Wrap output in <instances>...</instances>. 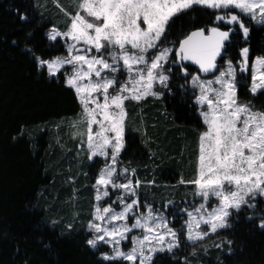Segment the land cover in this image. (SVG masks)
<instances>
[{
	"label": "snow or ice",
	"instance_id": "obj_1",
	"mask_svg": "<svg viewBox=\"0 0 264 264\" xmlns=\"http://www.w3.org/2000/svg\"><path fill=\"white\" fill-rule=\"evenodd\" d=\"M195 6L217 10L215 20L238 26L244 41L250 27L242 17L264 26V0H79L74 15L65 12L70 19L67 30L52 27L46 33L49 41L59 38L64 43L67 56L43 59L25 46L38 70L45 69L49 78L64 76L81 107L80 122L87 126L88 160L101 157L105 161L92 185L96 203L87 228L93 235L86 241L94 250L101 245L110 247V252L100 253L103 261L154 264L157 253L172 254L181 244L180 230L170 227V220L151 204L145 202V211L139 212L142 182L133 181L136 169L118 170L126 148L125 103L148 96L160 99L163 92L156 85L171 92V68L166 69V64L179 65L185 78L191 74L184 61L197 65L201 74L219 71L213 79L191 75L187 82L204 130L198 137L196 177L180 181L192 184L194 195L202 201L191 211L181 210L188 217L182 224L186 240L195 244L210 233L232 228L231 221L238 219L243 209H256L257 197L264 198V108L240 100L237 80L238 72L250 70L248 92L253 97L264 95V55L253 57L250 66V49L243 47L235 64L228 59L219 69L217 58L223 59L234 27L221 30L213 26L207 35L200 28L180 40L178 47L176 42L161 46L175 20ZM20 19L27 17L21 15ZM66 66L69 71H63ZM117 73L126 74V78L121 80ZM114 193L118 195L112 203H103ZM116 204L121 206L119 210L113 206ZM247 219L254 217L248 215ZM258 226L264 229V215ZM68 228L71 230V225ZM135 229L140 234L129 237ZM129 239L132 246L125 250L122 242ZM226 243L230 246L232 241Z\"/></svg>",
	"mask_w": 264,
	"mask_h": 264
},
{
	"label": "trees",
	"instance_id": "obj_2",
	"mask_svg": "<svg viewBox=\"0 0 264 264\" xmlns=\"http://www.w3.org/2000/svg\"><path fill=\"white\" fill-rule=\"evenodd\" d=\"M216 14L218 11L200 6L181 14L161 46L176 42L178 47L180 39L196 27L229 26L236 30L230 36L223 59L219 58V66L227 59L235 64L243 47L250 49V66L255 55H264V26L242 17L250 27L249 38L244 41L238 26L216 21ZM21 15L27 19L21 20ZM50 16L40 12L34 0H0V264H127L103 261L101 248L94 250L86 243L88 230L83 227L64 230L51 222L40 199L42 189L52 184V154L49 129H35L81 111L73 90L64 83V76L49 78L45 69H37L32 53L25 48L27 45L41 58L66 53L59 38L55 42L47 39V30L52 25ZM183 65L191 75L198 71V66L190 61H184ZM165 68H171V92L164 89L160 99L143 103L151 98L148 96L138 102L140 112L138 107L130 108L135 122L126 126V148L120 159L149 169L152 159L156 179L174 183L194 153L204 125L193 104V89L187 83L191 75L185 78L179 65L169 63ZM250 77V70L238 72L239 98L264 108V95L253 97L247 90ZM181 85L187 86L182 90ZM257 99L260 104H255ZM255 202L256 209H243L238 219L231 221L232 228L214 234L222 247L206 250L197 264H264V229L258 226L264 215V198L257 197ZM159 203L170 224L180 230L181 244L172 254L157 253L154 264H195L190 259L191 243L182 228L185 216L172 212L171 204L165 207V203ZM248 215L254 219L248 220ZM226 240L232 244L229 246Z\"/></svg>",
	"mask_w": 264,
	"mask_h": 264
},
{
	"label": "rangeland",
	"instance_id": "obj_3",
	"mask_svg": "<svg viewBox=\"0 0 264 264\" xmlns=\"http://www.w3.org/2000/svg\"><path fill=\"white\" fill-rule=\"evenodd\" d=\"M34 2L36 3L37 8L40 10V12L49 16L51 15L50 19L52 20V25L47 30V32L52 27H55L62 32L66 31L70 23V19L69 16L65 14V12L74 15L79 4V0H34ZM61 9H63V11ZM166 46L172 45L169 44ZM56 56H67V51L64 54H59ZM225 61L222 66L218 65L219 69H223V67L225 66ZM218 62L219 58H217V63ZM69 70L70 66H66L63 71ZM218 74L219 71H217L215 74L209 73L206 75L201 74L199 73V71H197L192 75H200L201 79H213V76ZM116 75L119 76L121 80L126 78V74L117 73ZM190 80L191 77L189 81ZM156 89L159 91L164 90L159 85H156ZM196 94H198V90H196ZM150 97V99L144 100V102H142H152L155 99V97ZM254 102L255 104L261 103L258 99L254 100ZM134 106L135 108L138 107L137 111L140 112L141 105H139L138 102L126 101L125 103V107L127 110L125 131L126 126L129 122H135L133 121V114H129L130 111L133 112V109L130 110V108ZM79 114L51 123L40 124L35 129H49V148L52 154L50 160L52 184L50 185V187L42 189L40 193V199L45 203L47 218L51 222L59 224L64 230H69V225H71V229L76 227H83L85 230H88L87 225L89 221L93 219L92 213L94 210V204L96 203L94 200V189L92 185L95 183V177L98 170L105 163L104 159L101 157H96L93 161L88 160V150L85 143L87 126L85 123L80 122ZM73 121H76L75 127L72 126ZM203 130L204 128L201 131ZM80 133H82L83 135H80ZM198 137L194 153L187 159L185 164L186 167L178 177V181L174 183H171L166 179H156L155 173L153 171L154 163L152 159H150L152 168L150 167L149 169L147 168V166L138 168V166L129 163L128 161H123L119 158L122 163L118 165V170L120 167L134 168L136 169V175L133 177V181L135 182L136 179H139L142 182L140 188L138 189V195L141 201L139 212L145 211L143 205L145 202H147L152 205L154 211L162 213L170 220L164 208H161L159 205V202L162 201L167 206L170 204L172 205V212H181L185 216V219L183 220L184 222L188 219V217L186 212H182L181 210L187 209L188 211H191L194 206H198L202 202L199 197L194 195V186L192 184L180 183L181 180L187 182L195 179L196 177ZM88 162H91V167H88ZM149 181H155V183L149 184ZM116 195H118V193H114L111 199H107L103 203H112V201L115 200ZM169 201H171L170 204L168 203ZM212 203H215V200H213ZM113 206L117 210H119L121 207L118 204ZM171 219H173L172 216ZM132 222L133 221L130 218L128 220V223L131 224ZM170 227L175 229V227H173V225L171 224ZM202 227L204 228V230H207V226ZM139 234L140 230L135 229L132 233L129 234V237ZM214 234L210 233L203 240L197 241L195 244L189 241L191 243L190 259L192 263L195 261V264H197L206 250L208 251L210 248H214L216 247V245L221 244L219 242V238H217ZM92 235L93 233L90 232L89 238H91ZM131 246L132 245L130 239L128 241L122 242V247H124L125 250H127ZM100 248V253L111 251L108 245H101Z\"/></svg>",
	"mask_w": 264,
	"mask_h": 264
},
{
	"label": "water",
	"instance_id": "obj_4",
	"mask_svg": "<svg viewBox=\"0 0 264 264\" xmlns=\"http://www.w3.org/2000/svg\"><path fill=\"white\" fill-rule=\"evenodd\" d=\"M212 27H213V26H212ZM216 27H220V26H216ZM200 28L205 29V34L207 35V34H208V29L211 28V27H209V28H204V27H196V28H193V29L189 30V32H188L185 36H183L180 40H183L184 38H186V36H187L188 34H190L192 31L198 30V29H200ZM220 28H221V30H227L226 28H223V27H220Z\"/></svg>",
	"mask_w": 264,
	"mask_h": 264
},
{
	"label": "flooded vegetation",
	"instance_id": "obj_5",
	"mask_svg": "<svg viewBox=\"0 0 264 264\" xmlns=\"http://www.w3.org/2000/svg\"><path fill=\"white\" fill-rule=\"evenodd\" d=\"M227 29V28H226Z\"/></svg>",
	"mask_w": 264,
	"mask_h": 264
}]
</instances>
